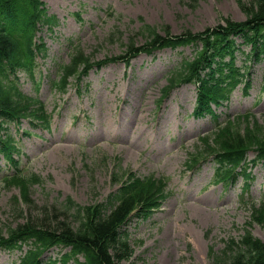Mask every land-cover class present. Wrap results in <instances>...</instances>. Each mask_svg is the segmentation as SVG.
Wrapping results in <instances>:
<instances>
[{"label":"rangeland","instance_id":"1","mask_svg":"<svg viewBox=\"0 0 264 264\" xmlns=\"http://www.w3.org/2000/svg\"><path fill=\"white\" fill-rule=\"evenodd\" d=\"M39 1L45 16L57 19L55 26L45 24L39 29L47 57L42 69L35 67V75L38 78L42 74L43 83L37 92L24 71L16 78L26 95L22 98L26 107L34 105L32 99L37 97L44 104V116L52 118L48 129L24 120L15 139L27 170L41 175L44 183L34 186L30 193L29 177L15 180L9 187L1 180L8 166L0 162V228L27 223L41 227V219L51 215L45 209L52 212V205L58 207L67 197L80 204L106 201L121 188L111 184L112 173L117 172L127 177V173L135 174L133 179L173 176L165 209L150 221L131 225L135 252L127 264H213L221 261L223 250L247 231L264 239V212H258L253 223L250 207L236 200L240 180L233 185L232 196L219 199L213 192L221 185L212 183L218 164L212 159L197 174L183 172L189 154L203 145L202 139L214 142L221 136H205L213 128L211 123L191 116L193 98L199 96L197 85L180 86L160 102L171 72L181 67L182 59L195 55L194 48L183 53L140 54L129 64L119 61L93 70L83 79V89H77L72 81L66 94L52 85L61 77L59 65L70 62L67 53L72 43L80 45L76 52L90 57L89 63L126 56L133 45L144 47L153 38L147 37V28H155L162 36L184 37L203 33L227 19L244 21L249 16L240 8L242 0ZM243 2L249 4V0ZM109 6L112 16L103 14ZM236 42L241 46L243 40L237 38ZM263 97L259 90L244 95L238 89L223 103V107L228 104L227 109L218 113L233 117L254 114L241 117L237 127L247 126L250 134L263 137L264 102L258 106ZM255 120L258 127L253 128ZM219 121L224 122V117ZM256 171L251 191L264 185V172ZM136 183L153 188L139 178ZM21 211L23 217L17 218ZM24 254L2 250L0 264H19ZM45 258L49 259L47 255Z\"/></svg>","mask_w":264,"mask_h":264},{"label":"trees","instance_id":"2","mask_svg":"<svg viewBox=\"0 0 264 264\" xmlns=\"http://www.w3.org/2000/svg\"><path fill=\"white\" fill-rule=\"evenodd\" d=\"M40 5L38 0H0V58L8 57L13 65H17L16 56L18 54L16 52L20 50L19 43L21 42L24 51L26 53L30 51L29 42L32 39L35 24L38 19L44 20V9H40ZM241 6L249 16L248 21L235 22L227 19L226 26L219 25L215 29L208 28L195 37L188 33L184 36L185 41L177 40V37L170 35L162 36L156 33L155 28H147L149 30L147 37L152 36L153 38L143 47L145 50L191 42L197 39L204 41L203 49L198 52L197 59L191 62L185 61L184 69L170 78V87L182 81L199 80L202 81L207 92L221 96L220 88L207 85L209 80L198 74L203 60L206 66H210V62L206 60L208 54L205 55V53L215 57L218 52H223L224 49L220 45L216 47L219 38L224 41L227 40V36L232 34L251 33L250 39L257 40L260 35L264 34V0H249V4L245 3ZM45 22H51V19H47ZM6 29H11L13 32ZM21 29L25 35L16 33ZM212 38L214 39L211 40ZM15 46L16 49H14ZM138 50L133 45L127 50V53L130 54ZM89 62L90 57L82 53L75 56L72 64L65 69L64 75H62L61 89L68 85L69 77L78 74L81 67L89 64ZM212 77L213 74H210V79ZM1 78L0 75V84ZM15 102L22 104L18 96L15 95L14 97L10 90L4 94L0 87V105L4 106L0 109L16 111L13 106ZM24 110L27 112L29 109L26 107ZM40 110L33 109L32 112L39 113ZM37 117L40 119L42 115ZM255 127H258L256 123ZM248 129L246 127L245 132H243L241 127H237V123L227 125L218 133V135L221 134L219 140H216L213 146L206 149L205 154L193 155L191 163L196 164L206 155H221L222 152H227L238 159L242 155L238 150L248 142L250 144L258 143V146L261 147L258 149L264 152V136L256 133L250 134ZM10 150H12V146H9L6 152ZM120 179V174L117 178L113 176L114 183L120 182ZM136 182L137 180L131 179L124 182V194L122 195L124 198H119L122 203L109 215L104 214L98 205L81 206L75 204L71 198H67L58 205L61 207L60 209H55L58 207L53 205L52 212L45 209L46 214L51 213V215L41 219V227L27 223L16 227L10 224L12 227L0 228V249L13 250L18 248V242L32 241L36 248L29 251L21 264H37L42 252L54 245L72 247L70 254L63 255V264H67L71 259H75L77 264H121L123 260L132 255V251L129 245L118 235V227L125 221L134 207L145 200V196L149 197L146 192L150 189ZM149 182L155 187L159 185V182L154 179H149ZM34 183H41V181L35 177L29 181L31 186ZM17 207L18 205L12 209ZM21 217H23L22 211L17 215V218ZM228 250H231L229 255L224 253L218 264H264V243L250 235L244 237L239 244L230 246ZM79 255L84 256V261L78 260ZM53 262L56 264V261Z\"/></svg>","mask_w":264,"mask_h":264}]
</instances>
